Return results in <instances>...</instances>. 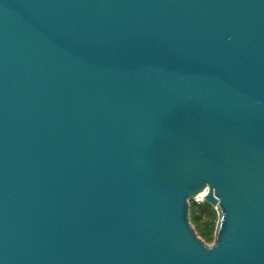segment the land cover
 I'll list each match as a JSON object with an SVG mask.
<instances>
[{"label":"water","instance_id":"water-1","mask_svg":"<svg viewBox=\"0 0 264 264\" xmlns=\"http://www.w3.org/2000/svg\"><path fill=\"white\" fill-rule=\"evenodd\" d=\"M0 264H264V0H0Z\"/></svg>","mask_w":264,"mask_h":264},{"label":"trees","instance_id":"trees-1","mask_svg":"<svg viewBox=\"0 0 264 264\" xmlns=\"http://www.w3.org/2000/svg\"><path fill=\"white\" fill-rule=\"evenodd\" d=\"M189 220L201 240L207 243L213 240L217 214L211 206L204 201L199 204L190 201Z\"/></svg>","mask_w":264,"mask_h":264},{"label":"built area","instance_id":"built-area-1","mask_svg":"<svg viewBox=\"0 0 264 264\" xmlns=\"http://www.w3.org/2000/svg\"><path fill=\"white\" fill-rule=\"evenodd\" d=\"M193 201L197 204L201 203L203 201V195H198Z\"/></svg>","mask_w":264,"mask_h":264},{"label":"rangeland","instance_id":"rangeland-1","mask_svg":"<svg viewBox=\"0 0 264 264\" xmlns=\"http://www.w3.org/2000/svg\"><path fill=\"white\" fill-rule=\"evenodd\" d=\"M192 225V224H191ZM194 228V227H193ZM195 233H196V235H197V232H196V230H195ZM198 236V235H197ZM199 237V236H198ZM200 238V237H199ZM213 238H214V234H213ZM201 239V238H200ZM203 241V240H202ZM207 246H211L212 244H213V240L211 241V242H205V241H203Z\"/></svg>","mask_w":264,"mask_h":264}]
</instances>
